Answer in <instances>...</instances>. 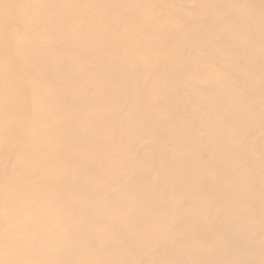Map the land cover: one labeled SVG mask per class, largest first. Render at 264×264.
Returning a JSON list of instances; mask_svg holds the SVG:
<instances>
[{"label": "bare ground", "instance_id": "1", "mask_svg": "<svg viewBox=\"0 0 264 264\" xmlns=\"http://www.w3.org/2000/svg\"><path fill=\"white\" fill-rule=\"evenodd\" d=\"M0 264H264V0H0Z\"/></svg>", "mask_w": 264, "mask_h": 264}]
</instances>
